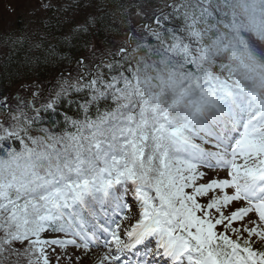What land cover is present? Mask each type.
<instances>
[{"label": "snow or ice", "instance_id": "snow-or-ice-1", "mask_svg": "<svg viewBox=\"0 0 264 264\" xmlns=\"http://www.w3.org/2000/svg\"><path fill=\"white\" fill-rule=\"evenodd\" d=\"M115 7L0 93V264H264V0Z\"/></svg>", "mask_w": 264, "mask_h": 264}, {"label": "trees", "instance_id": "trees-1", "mask_svg": "<svg viewBox=\"0 0 264 264\" xmlns=\"http://www.w3.org/2000/svg\"><path fill=\"white\" fill-rule=\"evenodd\" d=\"M40 1L41 5L39 0H31L42 7L44 0ZM11 2L15 4L10 3V10L5 12L7 16L14 14L16 20L7 30L0 25L2 94L14 92L21 84L48 87L60 71L72 68L77 58L87 56L91 47L84 46L78 30L91 23L89 17L95 18L88 33L92 43L108 44L118 40L122 33L116 31L120 11L115 6L141 0H49L47 7L35 10L31 18L25 12L19 13L22 0ZM0 13L2 15V11ZM257 47L259 50L264 45L257 44Z\"/></svg>", "mask_w": 264, "mask_h": 264}, {"label": "rangeland", "instance_id": "rangeland-1", "mask_svg": "<svg viewBox=\"0 0 264 264\" xmlns=\"http://www.w3.org/2000/svg\"><path fill=\"white\" fill-rule=\"evenodd\" d=\"M11 1L12 0H0V11H2V15L0 13V25H2V27L5 28V30H7L9 26H11L13 22L16 20L14 14L13 16L12 15L9 16L10 15L9 13V15L7 16L5 12L7 10H10V7H11L10 5L15 4L14 2H11ZM22 1L24 3L22 4V6L18 7L19 13L23 14L25 12L28 18H31L30 16L33 14L35 10L36 11L42 10L45 7V5L49 3V0H44L42 7H40L39 6L41 5L40 0H39V5L36 2L35 3L31 2V0H22ZM259 50H264V47L260 48ZM101 255H102V252L94 250L93 253L90 254V258H85L83 261H81V264H96L97 258ZM21 263L24 264V262H21ZM61 264H67V261L61 260Z\"/></svg>", "mask_w": 264, "mask_h": 264}]
</instances>
